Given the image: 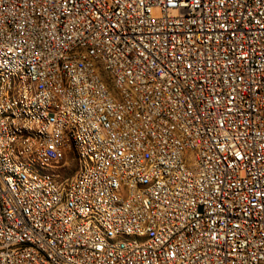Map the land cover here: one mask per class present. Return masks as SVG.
<instances>
[{"label":"built area","instance_id":"2783aa9c","mask_svg":"<svg viewBox=\"0 0 264 264\" xmlns=\"http://www.w3.org/2000/svg\"><path fill=\"white\" fill-rule=\"evenodd\" d=\"M0 264H264V0H0Z\"/></svg>","mask_w":264,"mask_h":264},{"label":"rangeland","instance_id":"374dc122","mask_svg":"<svg viewBox=\"0 0 264 264\" xmlns=\"http://www.w3.org/2000/svg\"><path fill=\"white\" fill-rule=\"evenodd\" d=\"M74 169V164H68L64 170L60 172V178L63 179L65 177H69Z\"/></svg>","mask_w":264,"mask_h":264}]
</instances>
